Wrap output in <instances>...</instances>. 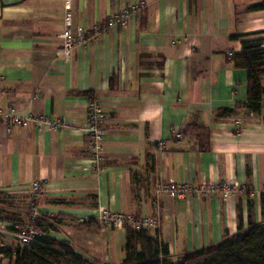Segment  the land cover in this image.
<instances>
[{
  "label": "crops",
  "instance_id": "obj_1",
  "mask_svg": "<svg viewBox=\"0 0 264 264\" xmlns=\"http://www.w3.org/2000/svg\"><path fill=\"white\" fill-rule=\"evenodd\" d=\"M68 1L73 31L101 30L66 60V0H0V191L28 196L30 183L41 181L38 210L52 225L44 235L95 263L124 259L127 228L97 223L101 206L156 215L149 234L167 243L173 261L234 234L238 212L247 227L249 200L252 220L260 222L264 96L259 112L243 105L248 73L232 56L241 39L264 38V8H250L264 0ZM140 1L145 7L126 25H107ZM89 97L105 114L98 171L84 131ZM225 108L232 113L218 115ZM10 109L61 118L65 126L7 128L2 113ZM169 180L244 189L226 197L156 194ZM9 225L0 221V233L14 236Z\"/></svg>",
  "mask_w": 264,
  "mask_h": 264
},
{
  "label": "trees",
  "instance_id": "obj_2",
  "mask_svg": "<svg viewBox=\"0 0 264 264\" xmlns=\"http://www.w3.org/2000/svg\"><path fill=\"white\" fill-rule=\"evenodd\" d=\"M252 9L264 8V1L250 6ZM240 38L241 35H233ZM264 38L255 40L241 39L242 50L233 54L235 67L245 68L248 73V93L243 105L253 112H259L262 96H264V48L260 46ZM230 109H222L218 115L231 114ZM151 167L152 164H151ZM248 225L243 226L240 212H238L237 231L207 247L183 254L177 261L170 257L166 242L157 236L149 234L148 230L136 231L127 228L123 247L124 259L118 264H264V191L260 193L261 221L255 223L251 217L252 203L248 201ZM6 210L0 205V221L8 222V230L17 231V226L24 219L15 215H4ZM41 231L33 243L3 246L0 249V264H110L95 263L77 254L73 248L65 243L56 241L44 235L52 225L44 219H37L34 223Z\"/></svg>",
  "mask_w": 264,
  "mask_h": 264
},
{
  "label": "built area",
  "instance_id": "obj_3",
  "mask_svg": "<svg viewBox=\"0 0 264 264\" xmlns=\"http://www.w3.org/2000/svg\"><path fill=\"white\" fill-rule=\"evenodd\" d=\"M145 7V3L140 1L132 8L126 9L123 13L111 16L107 20V25H126L131 13L140 11ZM64 27L61 32L62 37V55L68 60L72 49L78 45L84 43L86 40L94 38L99 32L100 27H94L91 32L84 31L82 29H71V11L69 1L65 2L64 12ZM104 111L101 104L94 97H89L87 100V117L85 122L84 131L89 136V149L91 156V169L98 171L101 169V150H102V138L104 130L102 127V121L104 119ZM2 117L7 128L12 123L20 124L22 126L32 122L39 130H52L55 131L65 126L64 120L61 118H51L44 115H32L28 117L20 116L17 111L10 109L7 112L2 113ZM237 125L240 122L235 121ZM237 131L240 130L237 126ZM176 138H180L181 135L178 132H174ZM238 184L229 181H221L219 183H199L188 184L175 181H166L156 185V194L166 193L174 198H184L189 194H205L208 192L219 193L222 196H234L239 191L243 190ZM43 195L42 183L39 180L32 181L28 189L27 199V216L28 218L17 226V231L14 232V236L21 244L33 243L35 237L41 233L40 229L34 224L35 221L41 218L38 210L39 199ZM157 208V207H156ZM96 221L100 225L109 226L114 228H132L136 231L150 230L158 226V218L156 215H144L133 216L120 212H112L101 206L98 209ZM88 217L80 218L81 222L89 221Z\"/></svg>",
  "mask_w": 264,
  "mask_h": 264
},
{
  "label": "rangeland",
  "instance_id": "obj_4",
  "mask_svg": "<svg viewBox=\"0 0 264 264\" xmlns=\"http://www.w3.org/2000/svg\"><path fill=\"white\" fill-rule=\"evenodd\" d=\"M27 199L28 196L25 194H8L4 191H0V205L6 210L4 215H15L19 218L24 219L27 213ZM15 213V214H13ZM1 229H4L1 228ZM17 244L16 237L8 235L6 233H0V249L3 246H13ZM6 264V261L2 262Z\"/></svg>",
  "mask_w": 264,
  "mask_h": 264
}]
</instances>
